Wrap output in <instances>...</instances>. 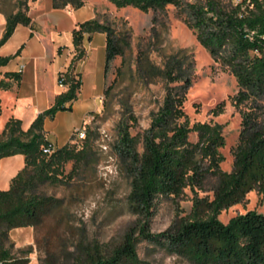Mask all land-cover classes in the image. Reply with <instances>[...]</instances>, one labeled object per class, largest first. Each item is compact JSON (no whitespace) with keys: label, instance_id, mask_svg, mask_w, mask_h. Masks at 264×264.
Listing matches in <instances>:
<instances>
[{"label":"trees","instance_id":"trees-1","mask_svg":"<svg viewBox=\"0 0 264 264\" xmlns=\"http://www.w3.org/2000/svg\"><path fill=\"white\" fill-rule=\"evenodd\" d=\"M52 1L55 8L84 5L80 0ZM109 1L117 9L132 7L144 13L164 11L169 5L176 7L201 46L235 77L238 91L231 100L240 111L241 130L232 149L233 168L224 171L223 126L213 122L191 124L184 110L186 92L194 79V62L179 55L169 56L160 70L167 82L166 94L152 113L149 128L142 136L123 131L120 138L118 154L130 178L127 203L134 222L116 240L79 242L73 261L66 259L59 264H149L138 252L143 241L187 264H264V214L250 210L227 223L219 219L223 210L244 202L249 192L256 190L264 196V0ZM27 11L19 9L6 17L0 46L19 24H31ZM95 32L106 35L107 67L123 54L124 47L120 35L97 17L73 31L74 62L84 57L83 41L90 40ZM12 58L0 57V67ZM20 78V73L6 72L4 78L0 77V88L9 89L11 83L7 80L18 82ZM64 84L67 91L58 95L54 105L28 128L11 117L0 130V159L15 154L25 158V166L12 179L9 189L0 190V264H25L5 247L9 232L25 227L38 230L60 203L55 196L40 192V186L59 184L67 163L78 165L88 156L90 134L82 149L69 142L51 154L43 152L50 143L44 132L45 118L71 110L78 98L81 78L76 67L66 71ZM223 110L224 102L211 112L219 115ZM192 133L197 134L195 142L190 140ZM139 144L142 152L138 151ZM186 188L194 193L190 214L177 216L163 232H153L158 199L178 198ZM200 192L212 193V198L201 197Z\"/></svg>","mask_w":264,"mask_h":264},{"label":"rangeland","instance_id":"rangeland-1","mask_svg":"<svg viewBox=\"0 0 264 264\" xmlns=\"http://www.w3.org/2000/svg\"><path fill=\"white\" fill-rule=\"evenodd\" d=\"M39 1L45 0H0V28L8 15L27 8L29 13ZM80 1L96 4L97 19L120 35L124 50L105 66L101 103L87 117L84 136L73 137L72 143L82 149L90 134L87 158L78 165L67 163L59 184L39 188L59 199V206L38 230L25 227L9 232L5 247L25 264H59L66 259L72 262L79 242L116 240L134 222L127 203L130 178L118 154L120 138L123 131L142 136L149 128L152 113L166 94L167 82L160 70L169 56L179 55L194 62V79L186 92L184 110L191 124L213 122L223 126L224 171L233 168L232 149L241 130V114L231 100L238 91L235 77L201 46L176 7L169 5L164 11L144 13L132 7L117 9L109 0ZM65 7L75 8L73 4ZM223 102V112L213 115L212 109ZM190 140L197 141V134L192 133ZM142 150L139 144L138 151ZM75 167L77 172H72ZM199 195L212 198L209 192ZM193 197L194 193L186 188L178 198H159L152 231L163 232L177 216L190 214ZM250 210L264 214V196L256 190L249 192L244 202L223 210L219 219L227 223ZM138 252L149 264H187L146 241L139 244Z\"/></svg>","mask_w":264,"mask_h":264},{"label":"crops","instance_id":"crops-1","mask_svg":"<svg viewBox=\"0 0 264 264\" xmlns=\"http://www.w3.org/2000/svg\"><path fill=\"white\" fill-rule=\"evenodd\" d=\"M29 16L31 24H19L0 46V57H13L0 67V77L4 78L6 72L21 74L18 82L7 80L11 83L9 89L0 88V130L11 117L20 119L23 127L28 128L39 114L54 105L58 95L67 91V86L58 83L59 74L76 67L81 88L71 110L58 111L44 120L47 140L59 148L72 142L76 129L83 127L87 117L99 109L105 88L106 35L95 32L90 40L85 39V55L76 64L72 33L79 24L97 17L96 4L55 8L52 0L39 1ZM5 24L0 28V39ZM24 166L22 154L1 158L0 190L9 189Z\"/></svg>","mask_w":264,"mask_h":264},{"label":"built area","instance_id":"built-area-1","mask_svg":"<svg viewBox=\"0 0 264 264\" xmlns=\"http://www.w3.org/2000/svg\"><path fill=\"white\" fill-rule=\"evenodd\" d=\"M65 73L66 71H63L59 74V78H58V83L60 86H67L66 84H64V79H65ZM84 129L83 127L76 129L74 135H78V136H84ZM55 146L52 143H49L48 145L43 147V152L45 154H51L54 150H55Z\"/></svg>","mask_w":264,"mask_h":264}]
</instances>
